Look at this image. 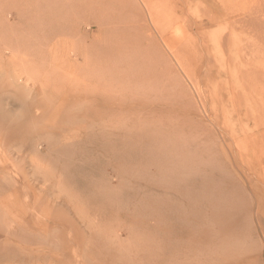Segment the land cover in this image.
Here are the masks:
<instances>
[{
    "label": "rangeland",
    "instance_id": "1",
    "mask_svg": "<svg viewBox=\"0 0 264 264\" xmlns=\"http://www.w3.org/2000/svg\"><path fill=\"white\" fill-rule=\"evenodd\" d=\"M236 1L239 23L204 24L219 0H161L157 34L138 0H0V264H216L223 240L243 249L222 264H264V1ZM148 126L164 162L189 140L185 185L105 147Z\"/></svg>",
    "mask_w": 264,
    "mask_h": 264
},
{
    "label": "bare ground",
    "instance_id": "2",
    "mask_svg": "<svg viewBox=\"0 0 264 264\" xmlns=\"http://www.w3.org/2000/svg\"><path fill=\"white\" fill-rule=\"evenodd\" d=\"M107 1V0H106ZM117 1V0H116ZM137 1V0H136ZM136 1L134 2V4L136 3ZM170 1V0H169ZM180 1V0H179ZM184 1V0H183ZM246 1V0H245ZM252 1V0H250ZM264 1V0H263ZM83 2V1H81ZM80 2V3H81ZM132 2V1H131ZM139 2H140V7H142V10L144 11L145 10V13L147 15V17L149 18V22L151 23L150 25H152L153 27V30L157 33V34H164V33H167V31H169V27H170V24H171V19H166L165 16H162L163 13H161L162 11H164V9H169L168 6H162L163 3H161V0H138V5H139ZM219 2H221L220 7L218 4H215L218 6V8L214 7L213 5H211V11L210 13H206L205 17H206V21L204 24H214V23H217L219 22L222 18L223 19H229V20H232L231 22L234 23H239V6H238V2L236 0H219ZM237 2V3H236ZM179 3V2H178ZM183 3V2H182ZM255 3H258V5L260 4L259 0H255ZM133 4V5H134ZM137 4H135V8L137 7V9L141 10L138 6H136ZM167 4H171L172 5V1L171 3H167ZM184 4V3H183ZM188 4V2H187ZM132 5V3H131ZM175 5V3H174ZM181 5V4H179ZM181 7V6H180ZM144 8V9H143ZM178 8V7H177ZM162 9V10H161ZM213 9V10H212ZM141 10V11H142ZM206 10V9H205ZM165 11H168V10H165ZM179 12H182V9L181 11ZM174 14V13H173ZM182 14V13H181ZM222 15L221 19H217V17L219 15ZM102 15V14H101ZM157 15L156 19H155V16ZM168 15V14H167ZM144 16V15H142ZM176 16V15H175ZM184 17V16H183ZM141 18V17H140ZM202 18V17H201ZM179 19V18H178ZM222 19V20H223ZM174 20V19H173ZM228 20V21H229ZM187 21V20H186ZM200 21V20H199ZM261 21L264 23V15H262L261 17ZM188 22V21H187ZM186 22V23H187ZM194 22V21H193ZM197 22V21H196ZM201 22V21H200ZM199 22V23H200ZM136 23V22H135ZM192 23V22H190ZM226 23V22H225ZM258 23V22H257ZM195 24V23H193ZM188 25V24H187ZM232 25V24H231ZM195 26V25H194ZM220 27H222L221 25H219ZM135 27V26H134ZM151 27V26H150ZM193 27V26H192ZM192 27H188L189 29L192 28ZM219 27V29H220ZM234 27V25H233ZM133 28V27H132ZM146 28V27H145ZM173 28V27H172ZM171 28V30H172ZM134 29V28H133ZM218 30H215L214 32H217L219 31ZM143 30V29H142ZM150 30V29H149ZM184 30V29H183ZM192 30V29H190ZM227 30V29H225ZM147 31V30H146ZM186 31V30H185ZM196 31V30H195ZM222 31V30H220ZM130 32V31H129ZM205 32V31H204ZM212 32V30H211ZM133 33V32H132ZM155 33V34H156ZM186 33V32H185ZM213 33V32H212ZM211 33V34H212ZM224 33V32H223ZM127 34V33H126ZM168 34V33H167ZM204 34V33H203ZM214 34V33H213ZM222 34V33H220ZM256 41V39H255ZM258 46H259V54H262V56H258L257 57V54L255 55L256 57V63H255V73L259 72L258 70L259 69H262L264 67V40L263 41H260V43L258 42ZM258 54V55H259ZM260 58H263L262 61L260 62H257V60ZM260 63V64H259ZM262 81V80H261ZM259 81L258 85H257V89L258 90H264V82H261ZM147 127V126H146ZM149 128V126H148ZM147 128V129H148ZM144 130V129H143ZM149 130L151 131V128H149ZM145 131L144 130V133H140L142 136H139L140 138L138 140H133L131 139L130 137L129 138H123V140H121L119 143H116L114 141H111V140H106V148L111 150L113 153H115V155H117V157L119 158H122V159H131V158H135L138 154L137 152V148H140L139 151L141 152V148L143 151L147 152L148 155L147 156H154L156 157V159L158 160L159 162V165L160 167L162 168H166L164 170H166L165 174L164 175V179L166 178L168 182H175L178 186H181L184 181V179L182 178V174L183 172H185L187 170V168H189V165H191L194 161L193 159V156L191 155H183V149L184 147L188 144V139H182L181 140V143H179L177 146V149L178 152L177 154H175V151L172 150L171 153L175 154V158H176V161L175 159L171 162V163H168V162H164V161H167L166 159L164 160L163 156L162 155H158L157 157V154H158V151H156V149H160L162 150L161 146H163V144H160L158 141L159 139H156L155 137H153V134H152V131ZM100 133V132H99ZM102 136V135H101ZM69 139V138H68ZM67 139V140H68ZM72 139V138H71ZM70 140V139H69ZM65 140H63L64 142ZM74 141V140H72ZM71 141V142H72ZM63 142H59L58 140H54V141H51V146L54 148L55 151H57L59 154H63L64 151H67L69 150L73 143L71 144L69 141V143L71 144V146H67L66 144H63ZM67 142V143H68ZM139 142H142L144 143V145H138ZM157 142L161 145L159 146V144H157ZM163 142H166L167 145L170 146V142H171V138H165L163 139ZM158 146H157V145ZM105 145V144H104ZM173 148V147H171ZM182 150V153L180 154L179 151ZM114 155V156H115ZM191 156V157H190ZM121 160V159H120ZM123 162V160H122ZM125 162V161H124ZM164 162V163H163ZM147 164H149L148 161L145 160V157L141 158L139 160V163L138 165L140 167H145ZM192 166V165H191ZM209 166L211 167V169H215V168H218V169H221V167L215 163V162H210L209 163ZM193 170V169H192ZM217 170V169H216ZM222 170V169H221ZM164 173V172H163ZM185 177V176H184ZM208 177V176H207ZM211 179V177L209 178ZM204 180V184H207L205 186H207V192H214L215 190V186H213L212 184L206 182V181H209L208 179H203ZM184 184V183H183ZM186 184V183H185ZM184 184V185H185ZM188 184V183H187ZM190 186V185H189ZM184 187V186H183ZM183 187H182V190H183ZM180 188V187H179ZM188 188V187H187ZM115 189V188H114ZM114 189H109L108 193H110L111 196H113V198H118V196H120L123 191L122 189L120 190H114ZM217 189V188H216ZM181 190V191H182ZM186 190V189H185ZM189 191V190H187ZM183 192V191H182ZM213 197V196H212ZM223 197V196H222ZM237 199H238V196H236ZM215 198V197H214ZM213 198V199H214ZM219 200H217L216 198L214 199V207H215V212L218 214V217H216V220L219 221V225L221 226V228L225 229V228H228L229 225H230V220H229V217L230 215L232 214V210H235V211H238L240 209V206L237 204V200L236 201H228L226 199H222L218 196ZM236 202V203H235ZM161 204L158 202V201H143L141 203V206L139 207V209L137 210L139 213L143 210V209H151V210H154V211H157L159 208H160ZM240 211H238L237 213H239ZM228 226V227H227ZM100 237V235H99ZM112 242V241H111ZM110 242V243H111ZM120 245V244H118ZM122 245V244H121ZM114 247V246H113ZM120 248V249H119ZM118 250H119V253H122L121 252V247H119ZM123 249V248H122ZM243 248L241 247V244L239 243L238 240H234V241H229V240H226V241H219L218 243V246L217 248L215 249V251L213 252V254L215 255V260L213 259V261L216 263V264H222L223 262H225L226 260H230L229 257L233 256V255H239L237 253H240V251L242 250ZM125 251V250H124ZM127 249H126V252L127 253ZM123 254V253H122ZM125 255V254H124ZM233 258V257H232ZM234 260V258H233Z\"/></svg>",
    "mask_w": 264,
    "mask_h": 264
}]
</instances>
